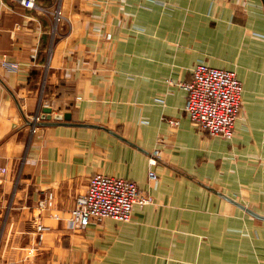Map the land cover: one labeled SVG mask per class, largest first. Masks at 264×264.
<instances>
[{
  "label": "crops",
  "instance_id": "crops-1",
  "mask_svg": "<svg viewBox=\"0 0 264 264\" xmlns=\"http://www.w3.org/2000/svg\"><path fill=\"white\" fill-rule=\"evenodd\" d=\"M38 4L0 0V264H264V220L246 210L264 217V0ZM201 63L243 83L232 139L185 110ZM36 113L60 124L34 130ZM95 174L153 203L71 229Z\"/></svg>",
  "mask_w": 264,
  "mask_h": 264
},
{
  "label": "built area",
  "instance_id": "built-area-1",
  "mask_svg": "<svg viewBox=\"0 0 264 264\" xmlns=\"http://www.w3.org/2000/svg\"><path fill=\"white\" fill-rule=\"evenodd\" d=\"M26 9H39L48 12L47 7L38 4L39 0H16ZM61 6L55 12L56 23L62 20ZM111 35H108L110 38ZM2 66L15 69L17 63L2 58ZM181 87L187 93L185 110L193 123L197 124L210 136H220L232 139L235 135L236 122L242 108L244 93L243 83L236 71L213 67L201 63L194 67L189 80ZM32 121H41L40 113H36ZM37 127H33L35 130ZM159 157V151H154L151 159ZM151 181L157 180L154 171L149 174ZM39 203L44 210L52 205L49 201ZM153 203L152 195L129 179L95 174L90 179L87 193L77 200L68 219L71 229H85L92 221L114 219L129 222L132 219L135 207H144ZM59 218L60 216L57 215Z\"/></svg>",
  "mask_w": 264,
  "mask_h": 264
},
{
  "label": "water",
  "instance_id": "water-1",
  "mask_svg": "<svg viewBox=\"0 0 264 264\" xmlns=\"http://www.w3.org/2000/svg\"><path fill=\"white\" fill-rule=\"evenodd\" d=\"M51 112V109H49V108H46L45 110H44V113H50ZM45 118H46V115L44 114V115H42V117H41V121H39V122H34V121H28V124L29 125H31L32 126V128L33 127H40V126H50V125H53V124H60V123H57V122H55V123H50V122H46L45 121ZM65 119L66 121L65 122H71L72 121V115H71V113H67V114H65V115H58V116H56V119L57 120H61V119ZM71 125H78V126H91V125H85V124H83V123H70ZM235 203V202H234ZM235 204H238V203H235ZM242 208H245L244 206H241ZM246 209V208H245ZM247 210V212L248 213H250L251 215H253L254 217H256V218H258V219H262V220H264V217L263 216H261V215H258L257 213H255L254 211H252V210H250V209H246Z\"/></svg>",
  "mask_w": 264,
  "mask_h": 264
}]
</instances>
